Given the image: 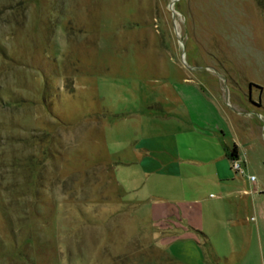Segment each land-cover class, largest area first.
Listing matches in <instances>:
<instances>
[{
    "label": "rangeland",
    "instance_id": "rangeland-1",
    "mask_svg": "<svg viewBox=\"0 0 264 264\" xmlns=\"http://www.w3.org/2000/svg\"><path fill=\"white\" fill-rule=\"evenodd\" d=\"M0 264H264V0H0Z\"/></svg>",
    "mask_w": 264,
    "mask_h": 264
},
{
    "label": "crops",
    "instance_id": "crops-1",
    "mask_svg": "<svg viewBox=\"0 0 264 264\" xmlns=\"http://www.w3.org/2000/svg\"><path fill=\"white\" fill-rule=\"evenodd\" d=\"M234 145H237V144L234 143L233 146ZM229 150H230V147L229 146H226L225 149H224V154L222 155V160H221L220 163L218 162V167H219L218 176H219V179L220 180H225V179H228V178H233V174H231L232 172H231V168H230V165H229V158L227 156V152ZM237 154L238 155L240 154L239 146L237 148ZM234 174H235V172H234Z\"/></svg>",
    "mask_w": 264,
    "mask_h": 264
},
{
    "label": "built area",
    "instance_id": "built-area-1",
    "mask_svg": "<svg viewBox=\"0 0 264 264\" xmlns=\"http://www.w3.org/2000/svg\"><path fill=\"white\" fill-rule=\"evenodd\" d=\"M240 159L239 158H234L230 160V168L231 170L235 171V172H243V170L241 169V164H240ZM250 180H254V175H250L249 176Z\"/></svg>",
    "mask_w": 264,
    "mask_h": 264
},
{
    "label": "trees",
    "instance_id": "trees-1",
    "mask_svg": "<svg viewBox=\"0 0 264 264\" xmlns=\"http://www.w3.org/2000/svg\"><path fill=\"white\" fill-rule=\"evenodd\" d=\"M227 156H228L229 160L234 159L238 156L236 145H234L232 148H230V150L227 152Z\"/></svg>",
    "mask_w": 264,
    "mask_h": 264
},
{
    "label": "water",
    "instance_id": "water-1",
    "mask_svg": "<svg viewBox=\"0 0 264 264\" xmlns=\"http://www.w3.org/2000/svg\"><path fill=\"white\" fill-rule=\"evenodd\" d=\"M172 10V15H173V17H174V14H175V12H174V10L173 9H171Z\"/></svg>",
    "mask_w": 264,
    "mask_h": 264
},
{
    "label": "bare ground",
    "instance_id": "bare-ground-1",
    "mask_svg": "<svg viewBox=\"0 0 264 264\" xmlns=\"http://www.w3.org/2000/svg\"><path fill=\"white\" fill-rule=\"evenodd\" d=\"M173 3V2H172ZM171 7H172V4H171Z\"/></svg>",
    "mask_w": 264,
    "mask_h": 264
}]
</instances>
